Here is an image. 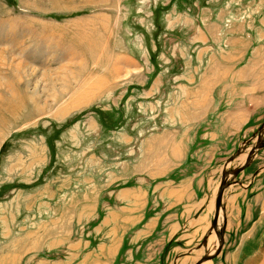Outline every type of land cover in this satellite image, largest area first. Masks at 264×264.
<instances>
[{
	"label": "rangeland",
	"instance_id": "374dc122",
	"mask_svg": "<svg viewBox=\"0 0 264 264\" xmlns=\"http://www.w3.org/2000/svg\"><path fill=\"white\" fill-rule=\"evenodd\" d=\"M262 125L264 0H0V264L215 255ZM183 184L203 207L172 231ZM220 214L211 264H264V148Z\"/></svg>",
	"mask_w": 264,
	"mask_h": 264
},
{
	"label": "crops",
	"instance_id": "0c3cea01",
	"mask_svg": "<svg viewBox=\"0 0 264 264\" xmlns=\"http://www.w3.org/2000/svg\"><path fill=\"white\" fill-rule=\"evenodd\" d=\"M201 185H203V186H205V188H207L205 184H201ZM183 186L184 187H181V188L174 187L172 189H169L168 190L169 192H167V191L163 192V198L162 199L164 200L165 205L163 203H162V205H164L166 209H164L162 212H160V215H167L168 214L171 216L172 227L170 229L172 231H177L181 228V224H182L181 218L187 216L189 213H190L189 215H194L193 216V218H194L196 213H198L201 210V208L203 207L202 196H199L198 193L194 192L192 185L191 186L190 185L185 186V184H183ZM211 187H212V184H210V188ZM218 189H219V187L217 188V192L213 191L214 193L216 192V196L218 194ZM194 194L196 197L194 196ZM144 197H145V195L143 194V198ZM144 203L145 202L143 201V204ZM182 205H183V208H182L183 211L181 212V214H180L181 209H179V211H176V213L173 212V209H175L177 207H181ZM211 205H212V201L210 203V206ZM223 208H224V205H223ZM214 210H215V206H214ZM187 218L189 220L191 219L190 217H187ZM189 223H190V226H193L192 220H190ZM194 223H196V222H194ZM197 223H198V221H197ZM210 224L211 225L209 227L207 226L208 228L207 227L206 228L208 229V231L210 233L216 234V231L215 232L212 231L213 230L212 229V223H210ZM222 225H223V222H222ZM210 238H209V236L206 237L205 238V244L206 245H203L204 247H207V250H208V248L211 247V246H209ZM190 254H191V251L190 252L185 251L182 254L177 255L176 259H181V258L184 259L185 257L189 256ZM207 263L211 264V261L202 262V264H207Z\"/></svg>",
	"mask_w": 264,
	"mask_h": 264
},
{
	"label": "water",
	"instance_id": "95a60500",
	"mask_svg": "<svg viewBox=\"0 0 264 264\" xmlns=\"http://www.w3.org/2000/svg\"><path fill=\"white\" fill-rule=\"evenodd\" d=\"M255 137V136H254ZM253 137V138H254ZM251 139L247 140L243 143V145L241 146V148H239L226 162L225 164V168L226 170L223 172L222 174V178H221V182H220V186L218 189V194H217V198H216V202H215V214H214V218L212 221V228H216L217 227V223L219 220V212H220V208L222 206V202H223V195L225 190L231 186V184L234 182L235 178L241 173L243 172L253 161V157L256 155L257 151L264 148V125H262L259 129H258V135L256 137V142L253 145L252 148H250V150L247 151L246 146L249 145L251 143ZM247 152V156L245 158V161L242 165H240L239 167L236 168H232V169H228L229 164H231L234 160H236L242 153ZM224 225L223 228L220 231H216V235L219 239V247L215 253V255H208L203 257L198 263L196 264H201L202 262L205 261H209L212 258H214L216 255H218L222 249H223V245H224V230H225V226H226V222L223 223ZM202 245H206L205 241Z\"/></svg>",
	"mask_w": 264,
	"mask_h": 264
},
{
	"label": "bare ground",
	"instance_id": "6f19581e",
	"mask_svg": "<svg viewBox=\"0 0 264 264\" xmlns=\"http://www.w3.org/2000/svg\"><path fill=\"white\" fill-rule=\"evenodd\" d=\"M245 158H246V155H245ZM220 212H221V208H220ZM220 212H219V218L221 217V214H220ZM212 229L216 230V229H217V227H216V228H212ZM218 243H219V241L217 240L216 247H215V248H213V249L211 250L212 252H214V250L217 248V246L219 245ZM209 244H210V243H209ZM212 246H213V245H212ZM207 264H210V263H207Z\"/></svg>",
	"mask_w": 264,
	"mask_h": 264
}]
</instances>
